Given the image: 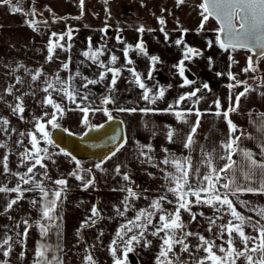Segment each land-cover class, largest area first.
Returning <instances> with one entry per match:
<instances>
[{
	"label": "crops",
	"instance_id": "crops-1",
	"mask_svg": "<svg viewBox=\"0 0 264 264\" xmlns=\"http://www.w3.org/2000/svg\"><path fill=\"white\" fill-rule=\"evenodd\" d=\"M108 1L109 3L106 4L105 0H85L83 15L80 19H73V17L81 15L79 0H12L13 5L20 7V13H13L8 6L0 4V97H3L0 99V117H6L10 122L8 133L0 132V144L7 145L0 148V186L15 187L19 181L18 176L3 172V155H8V165L12 173L26 172V166L20 164V153L23 152L24 147L31 148V145L28 143V137H20L19 133L33 129L34 117L41 116L45 111L49 113L53 111L50 106H42L41 104L47 95L43 92L44 79H55L57 73L62 80H67L69 76H73L74 80L71 83L80 89L81 95L85 91L81 88L84 82L83 77L99 79V73L103 69L82 54L88 50L89 37H91L93 50L105 46L104 55L100 57V60L106 65L109 64L111 55L118 57L116 64L109 66L120 67L121 75L113 92L108 91L111 73H106L102 82L89 85L87 94L95 107L101 106L100 101L106 95L115 98V103L106 107L112 111V115L116 119L124 122L122 125L123 132L127 136L125 147L116 157L104 165L105 172L93 169L96 176L94 187L84 189L80 181L68 176V173L74 170L75 165L63 155L53 156L55 163L51 160H45L48 165V175L51 178L49 180L43 179L41 173L44 169L37 166L35 178L43 181L48 189L57 187L53 184L55 179L66 178L68 181L67 189L63 194V201L57 209L59 217L62 218L56 221L59 228L54 226L47 236L42 237L39 227L35 225L40 213L37 208L32 206L31 200L40 198L38 190L26 192L24 199L18 202L8 213H5L3 209L6 207V202L15 198L16 194L0 193V240L5 236L13 238L10 241L12 244L10 256L5 258L0 252V261H7V264H34L35 249L38 242L41 245H51L52 249H56L59 245L62 251L56 254L62 260V264H83L86 254H91L96 264H113L109 245L115 238L117 228L120 224L126 223L127 219H134L136 210L147 208L152 199L166 192V182L161 171V168L165 166L161 165L160 161L169 154H174L177 157L190 154L193 162L198 163L201 158L200 145L211 151L213 148L218 149L220 142L226 139L227 124L222 117L215 115L216 109L213 102L219 99L222 109L226 110L229 107V95L231 94L232 103L235 104V96L245 87V84H241L229 90L227 85L234 83L227 76L230 71L238 80L246 81L247 86L253 89L241 98L238 110L230 113V118L239 129L251 135V139L245 138L240 142V147L251 150L256 158H260L258 145L264 143V135L257 131L259 124L253 123V121H259L260 114L264 113V60L258 61V71L244 73L242 69L247 65L249 52L246 50L225 52L215 43L209 47L207 42L209 40L215 41V29L219 25L210 18L203 30L198 31L201 16L200 10L196 6L201 0H186L185 4L179 7L176 6L175 0H150L151 3H154L150 6L143 5L138 0ZM30 11H34L36 14L34 18L38 21L37 31H33L25 23V20L33 17L25 16L23 13ZM108 13H111V17L117 20L116 24H113L109 17L106 18ZM157 17L165 19L164 28L169 36L167 41L164 33L162 38L154 36L149 44L154 49L150 53L148 51V56L159 57V62L153 65L148 57L139 54L132 45L133 49L129 52V58L133 63L127 65L123 56L124 48L117 41V35H123L126 30L132 31L141 26L151 29L155 35L156 28L158 31L161 28ZM54 20L55 22H53ZM45 21L47 23H44ZM106 24L108 25L107 28L111 26L108 32L112 33V36L109 41H106L108 36L105 37L104 32L100 31V29L105 28ZM69 27L73 29L72 39L68 40L65 37L63 41H60L67 50L57 49L54 59L48 61L47 45L51 33L56 32L59 35L66 32ZM181 28L188 30L183 34L185 43L202 53L190 61H185L187 67L185 75L188 79L196 82L185 87H180L183 78L173 67L182 58L184 52V45H175V40L181 38ZM69 44L71 45L70 48L67 47ZM144 45L149 46L147 42ZM164 51L165 53H163ZM230 55L236 63L229 60ZM209 58H211V64ZM64 62L69 63L68 69H63L62 64ZM156 67L160 72H153V78L147 79L150 68ZM25 68L29 72H25ZM128 68H134L154 92L161 87L165 88L164 98L158 100L154 105L143 101L140 98L142 90L134 83ZM37 69L42 70L44 76L33 82L30 73H34ZM77 71L81 73V76H75ZM217 73H224V75L217 76ZM17 77H20L24 82L18 84ZM205 82L209 84L210 90L201 87ZM10 86L13 87L12 95L6 91ZM197 87L201 88L200 93H198V96L202 97L200 102L193 105L192 101H186L177 108V110L198 108L202 113L201 124L195 137L196 145L193 146L191 152L183 148V143L191 124L195 122L194 114L187 116L189 123H184L178 121L172 112L141 113L137 111L128 113L115 111L118 107L165 109L169 104H175L176 99L181 94L190 92ZM50 91H52V98L68 109L59 119L61 128H67L75 135L84 133L86 128L80 123L83 114L71 110L75 109L76 105L62 99L57 92ZM16 95H23L25 108V112L22 114L23 119L19 115H13L8 107L9 104L14 105L16 103ZM89 119L92 124L97 125L107 121V117L102 112L90 113ZM169 128L174 130V142H169L167 139ZM11 129L16 131L13 132ZM48 130L51 132L52 128L48 126ZM21 139L24 141V147L17 144V141ZM149 144L152 150L148 154L153 157V161L151 164L142 163L145 157L139 156L138 145ZM46 146L41 142V147ZM165 149L168 152H165ZM144 150L147 151V149ZM50 151L58 152V149L50 148ZM233 158L237 161L241 160L240 156ZM80 161L86 168L92 167L97 162L92 159ZM222 163V161H217L218 165H222ZM117 164L121 166L122 173H128L130 182H125L122 176L115 175L114 169ZM152 164H157L159 167H153ZM169 170H171L170 166ZM205 170L202 166L201 171ZM126 186L133 187L134 191L139 194V198L131 201L132 208L126 212L124 217H120L117 215L116 209L123 210L122 200L127 193L120 191V189ZM22 187L27 186L22 185ZM168 196L172 198L170 193ZM190 199H194V197H190ZM240 199L249 201L253 206H264V196H254L248 193L241 195ZM233 200L237 210L242 214L252 216L254 220L260 219L255 212H249L246 208L240 207L235 198ZM93 205H96L100 212L97 223L82 229L78 236L77 230L80 229L81 223L91 215ZM165 207L170 211L173 208L172 205L167 204ZM192 211L204 212L205 216H197L195 221H191V217L187 213H183L182 219L188 225L187 230L204 235L207 239H214L217 245L222 243L220 239L216 238L218 229L215 226L213 232L207 230L208 220L206 217H212L213 210L207 206H194ZM25 219L30 225L29 234L27 238L22 239V235L17 234L23 233L25 227L23 221ZM228 219L229 217L225 215L224 219L217 223H226ZM153 221L154 223L158 222V216L153 217ZM151 230L152 228L149 227L146 235V239L152 241L151 246L145 248L136 245L134 252L129 256L131 260L128 258V264H155L160 241L157 237L150 235ZM137 231V229H133V232ZM245 231L255 235L254 230L250 227H246ZM224 238L227 239L226 234ZM188 242L192 248L191 255L179 253L178 247L175 250L184 261L194 264L193 256L200 259L206 254L195 250V245L199 243L196 237H189ZM21 252L24 253L22 258L20 257ZM52 254L49 252L47 255L51 258ZM217 254L220 253L217 252Z\"/></svg>",
	"mask_w": 264,
	"mask_h": 264
},
{
	"label": "snow or ice",
	"instance_id": "snow-or-ice-1",
	"mask_svg": "<svg viewBox=\"0 0 264 264\" xmlns=\"http://www.w3.org/2000/svg\"><path fill=\"white\" fill-rule=\"evenodd\" d=\"M186 0H175L176 6L179 7L185 4ZM108 3V0H105ZM0 4L8 6L13 13H20L21 9L18 5H13L12 0H0ZM85 0H79V7L81 9V15L73 17V19H80L83 15ZM200 10L201 23L198 31L203 30L205 24L210 18L214 19L219 25L215 29L216 37L215 41L209 40L208 46L211 47L215 43L220 49L225 52H236L238 50H246L254 55L247 56V65L242 69L244 73L258 71V61L264 60V0H201L196 6ZM51 11V9H48ZM163 11V9H162ZM25 16H32V19L25 20L28 27L33 31L38 30V21L34 18V11L23 13ZM159 24L161 25L160 31L164 33L165 40L169 39L168 33L164 28L166 23L163 17H157ZM55 22V20L53 21ZM44 23H47L46 21ZM108 25L105 28L100 29L101 32L106 34ZM139 33L145 31L144 27L136 29ZM151 31V29H149ZM188 30L181 28V38L175 40L176 46L184 45V52L182 58L176 65H173L177 69L180 77L183 78V82L180 87L193 85L196 82L188 79L185 75L187 67L185 61H190L195 56H199L202 53L188 46L183 40V34ZM73 29L69 27L66 32L57 34L52 32L47 45L48 61L54 59V54L57 49L67 50L65 45L61 44L65 37L68 40L72 39ZM53 38H56L55 40ZM118 42H122L121 37L117 35ZM68 48L71 45H67ZM133 49L132 45H126L123 49V56L127 65H131L133 61L129 58V52ZM135 50L146 57L152 62H159V57L148 56L145 45L141 40L135 45ZM105 46H101L92 49L91 37H89L88 50L82 54L88 60L96 63L99 68L103 69L99 73V79H88L83 77L84 82L81 88L84 94L81 95L80 89L71 83L74 80L73 76H69L67 80H62L59 73L56 74L55 79H44L45 87L43 92L47 95L44 100L41 101L42 106H50L53 111L51 113L45 111L41 116L34 117V127L27 132H20V137H28V143L31 148L24 147L23 139L18 140L17 144L24 147L23 152L20 153V164L26 166V172L12 173L8 165V155H3V172L10 173L12 176H18L19 181L15 187L0 186V193H15L16 196L6 202V207L3 209L5 213H8L13 209L15 205L24 199L26 192L39 191L40 198L32 199L31 204L40 213L39 219L35 221V225L39 227L41 236H47L52 228L55 226L59 228L56 223L59 217L57 209L59 204L63 201V194L67 189L68 181L66 178H58L53 181V184L57 186L54 189H48L45 187L43 181L36 179V169H44L41 173L44 180L51 179L48 175V165L45 160H51L53 163V156L63 155L69 158L70 163H74L75 168L68 173V176L74 177L75 180L80 181L84 189L94 187L96 183V176L93 173V169L99 172H105L104 165L125 147L127 143V136L123 135L121 131H117L115 135L109 137V141L114 145V150L101 158L98 162L94 163L92 167L86 168L82 165V162L77 159L72 153L66 151L60 147L52 138L48 126L52 129H59L61 125L59 119L63 117L66 109L64 105L57 102L52 98V91L61 95L62 99L75 104L73 111H79L83 114L80 123L88 129V131H98L105 127L104 123L92 124L89 119L90 113L102 112L107 121H113L115 117L112 115V111L106 107L109 104L115 103V98L111 95L104 96L101 101L100 107H95L87 94L89 85H95L102 82L106 73H111V80L108 85V91L111 93L115 90L117 80L121 75L120 67H112L109 65H115L118 57L111 55L109 64L106 65L100 60V57L104 55ZM255 57V60H254ZM229 60L232 63H236L229 56ZM211 64V58H209ZM63 69L69 68V63L64 62L62 64ZM231 67V64H230ZM134 79V83L142 90L141 99L147 104L154 105L156 102L165 96V88L161 87L158 91L150 89L141 75L136 72L134 68L127 69ZM154 69L150 68L147 79L153 78ZM25 72H29L25 68ZM224 75V73H217V76ZM31 81L35 82L44 76L42 70L37 69L34 73H30ZM75 76H81L79 71ZM230 81L227 87L229 90L235 87L245 84L243 91H240L235 96V104L232 103L231 94L228 97L229 107L222 109L221 102L216 99L213 103L215 105V115L222 117L226 122L228 128V134L226 139L222 140L217 148H213L211 151L207 150L203 145H200L201 158L198 163H194L192 156L177 157L174 154L165 156L160 161L164 168L161 171L164 175L166 182V192L151 200L147 208H140L136 210L134 219H127L126 223L120 224L115 233V238L112 239L109 245V251L113 259V264H128L129 253L134 252L136 245L148 248L151 246L152 241L146 239L149 227L152 228L150 235L157 237L160 241L159 251L155 257V264H189L184 261L182 256L176 252V248H179V253H189L191 255L192 248L188 242L189 237H196L199 243L195 245L196 251H202L206 255L200 259H196L194 256L192 260L194 264H264V206H253L247 200L240 199L243 194H252L254 196H264V143L258 145L260 149V158H256V155L249 149L240 147V142L245 139H251L250 134H246L230 118V113L236 112L239 108L241 98L248 94L253 89L247 86L246 81H240L230 71L227 73ZM17 83H23L20 78H16ZM170 87V86H169ZM203 89H208L209 84L207 82L201 85ZM8 94H13V87L6 89ZM201 88H194L190 92L181 94L175 101V104H169L165 109H154L149 107L135 108V107H118L115 109L117 112H172L178 121L189 123L187 120L188 115H195V122L191 124L190 130L183 143V148L193 150V146L196 145V134L201 124L202 113L198 108H188L185 110H177V108L186 101H192L193 105L200 102L202 97L198 96ZM3 99V97H0ZM16 103L14 105L9 104L13 115H19L23 119L22 114L25 112L23 104V95L15 96ZM79 101V102H78ZM9 120L6 117H0V132L8 133ZM123 125V121H120ZM258 123L259 127L257 131L264 135V113L260 114L259 121H253ZM15 132V129H11ZM69 135H73L67 128L63 129ZM239 133V134H237ZM88 133L85 132L86 136ZM175 133L174 130L169 128L167 131V139L169 142H174ZM43 142L46 147H41ZM6 144H0V148L6 147ZM101 145L93 144L92 147H100ZM50 148L58 149V152L50 151ZM139 156L145 157L142 163H152L153 157L148 153L151 152V145H138ZM144 149H147L145 151ZM168 152L167 149L164 150ZM240 156L241 160L237 161L233 157ZM217 161H222V165H218ZM153 167H159L157 164H152ZM169 166L170 169L169 170ZM206 170L201 171V167ZM115 175L122 176L123 181L130 182V176L127 172H121V166L116 165L114 169ZM149 175H152L149 173ZM194 178V182H193ZM22 185L27 187H22ZM127 194L123 197L122 204L123 210L116 209L117 215L124 217L126 212L132 208L131 201L138 199L139 194L134 191L133 187L126 186L120 189ZM171 194L172 198H169L168 194ZM194 197V199H190ZM146 198V197H145ZM235 201L240 207L246 208L249 212H255L260 217L258 220H254L252 216H245L237 210ZM172 205V210H168L165 205ZM194 206H207L213 210L212 217H206L208 220V231L213 232L214 226L218 229L216 238L220 239L222 243L216 244L214 239H207L204 235L187 230L188 225L184 223L182 214L187 213L191 217V221H195L197 216L204 217V212H193ZM227 215L229 219L226 223H217L222 221L224 216ZM100 212L96 205L91 208V215L81 223L80 229L77 230V235H80V231L84 228L91 227L97 223ZM158 216V222L154 223L153 217ZM12 219V217H9ZM25 225L22 235V239L27 238L29 234V222L27 219L23 221ZM19 227V225H16ZM246 227H250L254 230L255 235L249 234L245 231ZM133 229H137V232H133ZM131 233V235H129ZM225 234L227 239L225 240ZM102 235V233H101ZM13 238L11 236H5L0 240V252L3 257H9ZM20 242V241H17ZM62 251L57 245L56 249H52L51 245H41L37 243L35 249V261L34 264H62V260L56 254ZM52 252L51 258L48 257V253ZM219 252L220 254H217ZM118 253H120L118 255ZM24 253H20L22 258ZM0 264H7V261H0ZM83 264H96L91 254L84 256Z\"/></svg>",
	"mask_w": 264,
	"mask_h": 264
},
{
	"label": "water",
	"instance_id": "water-1",
	"mask_svg": "<svg viewBox=\"0 0 264 264\" xmlns=\"http://www.w3.org/2000/svg\"><path fill=\"white\" fill-rule=\"evenodd\" d=\"M250 55H254L250 53ZM255 60V57H254ZM105 127L99 129L98 131H84L88 134L85 136L84 133L81 135H69L67 132L63 131V128L52 129L51 135L54 141L66 151L72 153L79 160L92 159L99 161L105 155H107L110 150H114V145L109 141V137L115 135L117 131L123 132V126L119 119H114L113 121L103 122ZM93 144L101 145L100 147H92ZM131 260V257H129Z\"/></svg>",
	"mask_w": 264,
	"mask_h": 264
},
{
	"label": "rangeland",
	"instance_id": "rangeland-1",
	"mask_svg": "<svg viewBox=\"0 0 264 264\" xmlns=\"http://www.w3.org/2000/svg\"><path fill=\"white\" fill-rule=\"evenodd\" d=\"M141 4L146 5V6H150L151 3L150 0H138ZM146 2V3H143ZM109 3V1H108ZM109 17L110 20L113 21V24H116L117 20L111 17V13H108L106 18ZM109 28L111 29V26H109ZM109 28H107L106 34L103 33V35L107 38L106 41H109L112 33H109ZM155 35L152 31H149L148 28H145V31L143 33H139L138 31H136V29L132 30V31H128L126 30L125 33L123 35H119L121 37L122 42H120L122 48H124L126 45H133L135 47V45L140 42L141 40L143 41V43L147 42L148 45L151 43L152 38H154V36L158 37V38H162L163 37V33H161V31H158L157 28L155 30ZM146 51L148 53L152 52L154 47L152 45L149 46H145ZM165 53V51L163 52ZM154 69L153 72H160V70L156 67V68H152Z\"/></svg>",
	"mask_w": 264,
	"mask_h": 264
},
{
	"label": "trees",
	"instance_id": "trees-1",
	"mask_svg": "<svg viewBox=\"0 0 264 264\" xmlns=\"http://www.w3.org/2000/svg\"><path fill=\"white\" fill-rule=\"evenodd\" d=\"M131 255V253H129V256Z\"/></svg>",
	"mask_w": 264,
	"mask_h": 264
}]
</instances>
